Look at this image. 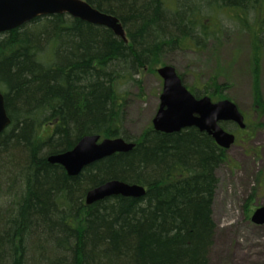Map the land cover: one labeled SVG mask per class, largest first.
Instances as JSON below:
<instances>
[{
	"label": "trees",
	"instance_id": "obj_1",
	"mask_svg": "<svg viewBox=\"0 0 264 264\" xmlns=\"http://www.w3.org/2000/svg\"><path fill=\"white\" fill-rule=\"evenodd\" d=\"M87 1L117 15L126 39L66 13L0 34V87L15 124L0 134V196L7 192L3 182L22 180L15 189L22 198L8 208L20 212L0 208V264H209L215 170L231 159L205 133L150 132L137 148L94 162L74 178L47 162L38 135L46 124L55 125L57 137L44 138L52 152L90 131L112 134L124 106L122 85L139 84L135 74L145 68L157 71L168 50H200L224 35L218 10L231 12L228 21L248 32L252 47L253 120L239 139L264 130L258 121L264 115V0ZM217 82L216 74L190 89L229 98ZM113 177L145 182L148 191L139 199L118 196L91 206L80 198L85 184Z\"/></svg>",
	"mask_w": 264,
	"mask_h": 264
},
{
	"label": "rangeland",
	"instance_id": "obj_2",
	"mask_svg": "<svg viewBox=\"0 0 264 264\" xmlns=\"http://www.w3.org/2000/svg\"><path fill=\"white\" fill-rule=\"evenodd\" d=\"M214 12L224 18V35L208 40L200 50L185 46L168 50L162 60L176 67L189 88H202L217 74L218 90L222 88L223 95L238 105L249 122L253 120L254 104L250 36L238 24L228 21L230 11ZM135 78L142 79L143 88L130 86L132 81L124 85L128 98L126 125L132 133L140 134L158 109L162 79L157 71L147 68L136 73ZM260 85L264 99V53ZM258 121H264V115ZM251 133L229 148L231 162L217 170L213 207L216 230L209 264H264V225H256L250 219L254 210L264 205V180L262 183L256 180L260 174L264 179V130Z\"/></svg>",
	"mask_w": 264,
	"mask_h": 264
},
{
	"label": "water",
	"instance_id": "obj_3",
	"mask_svg": "<svg viewBox=\"0 0 264 264\" xmlns=\"http://www.w3.org/2000/svg\"><path fill=\"white\" fill-rule=\"evenodd\" d=\"M63 13L109 27L116 35L126 39L119 17L92 6L87 0H0V32L20 27L39 16ZM157 72L164 86L160 107L153 120L156 129L172 132L196 126L211 134L223 148L229 149L235 143V134L220 124L223 121H233L240 127H245L244 115L232 99L224 98L214 102L208 95L198 98L184 84L183 77L173 65L164 64L158 67ZM9 122L0 92V132ZM96 139L95 136L85 138L75 150L52 157L51 160L63 163L72 173L78 172L87 161L133 147L132 143H126L121 138L106 139L100 144L95 143ZM86 149H89L88 152ZM118 193L139 195L144 193V188L118 180L109 181L90 190L87 203ZM251 220L256 224L264 223V205L254 210Z\"/></svg>",
	"mask_w": 264,
	"mask_h": 264
},
{
	"label": "flooded vegetation",
	"instance_id": "obj_4",
	"mask_svg": "<svg viewBox=\"0 0 264 264\" xmlns=\"http://www.w3.org/2000/svg\"><path fill=\"white\" fill-rule=\"evenodd\" d=\"M10 31V30H8ZM6 32V31H5ZM5 32H0V34L2 33H5ZM146 70V68L144 69ZM140 73V72H139ZM137 79H140V78H137ZM162 79V78H161ZM126 83H124L122 85V88H121V91H122V94H123V97L124 98V106H123V109L121 111V120L118 124H116V129L112 130V134H109V135H105V134H100V133H94L92 131L90 132H87V133H84L83 135H81L77 140L73 141L72 143V146L71 147H66V148H63L61 150H56V151H48L45 147L47 144L48 141L50 140H46L44 141V138L47 136V135H53L54 137H57V134L56 131H54V124L53 123H48L46 124V129L42 130L41 131V135L39 136L38 135V139H40L42 142H44V144H42L44 147L42 148L41 150V154L45 156L46 160L48 163H50L51 165H54V166H57L63 173H65L67 176L69 177H78L79 175H81L83 173V171H85V169H87V167L91 166L94 162H97V161H101L103 159H107L109 157H112V156H115V155H120V154H125V153H128L130 151H132L133 149L137 148V146L139 144H142L145 140V138H147V135L150 133V132H156V133H160V134H173V133H179L181 131H188L189 129L191 128H196L198 129L201 133H205L208 137H210L214 144L216 145L217 148H223L215 139L214 137L209 134L207 131H202L200 130L199 128H197L196 126H190V127H186V128H182L181 130L179 131H172V132H166V131H162V130H158L154 127V124H153V120L159 110V107H160V104L158 106V109L154 115V117L152 118L151 122L141 131L140 134H134L130 131L129 127H127L126 125V119H127V111H126V106H127V102H128V98H127V95H126V91H125V88H124V85ZM129 85H135L137 87L138 90H142V86H143V82H142V79H140V83L137 84L135 82L132 81V83H129ZM163 86H164V83H163V80H162V87H161V94H162V91H163ZM189 88V87H188ZM190 89V88H189ZM0 92L1 94L3 95V101H4V107H5V110H6V114L10 120V122L8 123V125L0 132V134L4 133L6 131L7 128H10L11 127V130L13 129V127L15 126L14 122H13V119H12V116L10 114V111H9V108L7 107V93L5 92V90L3 89V87H0ZM130 93V92H129ZM161 94H160V102H161ZM195 94V93H194ZM196 95V94H195ZM207 95L206 93L202 92L200 94H197L196 96L198 98H201L203 96ZM137 96H139V93L137 94ZM210 98L212 99V101L216 102L220 99H215L213 97L210 96ZM58 118H56L57 120ZM225 122H229L230 124L233 125V127L231 128H228L229 131L235 133L236 135V142L237 141H241V139H239V133H240V129H243L242 127H240L236 122H233V121H225ZM245 122H246V118H245ZM220 124H222V122H220ZM96 137V144H100L102 143L104 140L106 139H117V138H121L123 139L126 143H132L133 144V147L130 149V150H117L109 155H105L103 157H100L98 159H95V160H91V161H87V163L83 164L80 168V170L78 172H69L68 168L66 167V165H64L63 163L61 162H58V161H52L51 158L52 157H56V156H59V155H62V154H65V153H68V152H71L73 150H75V148L79 145V143L85 139V138H93V137ZM31 141H32V137H31ZM89 149H86V152H88ZM227 151H229V149H226ZM82 158V157H81ZM220 168V167H219ZM218 168V169H219ZM215 170V175L217 176V170ZM18 176V174L16 175ZM113 180H118V181H122V182H125V183H128V184H136L138 186H141L144 188V193L143 194H139V195H131V194H122V193H118V194H111V195H106L105 197L99 199V200H96L92 203H87V195H88V192L100 185H103L109 181H113ZM21 182L22 180L20 181L18 178H16L15 182L13 183V181H8V183H4L3 182V191L6 192V189H7V192L5 194H3L2 196H0V208L1 209H4L5 212H8V213H15V212H20V211H16V210H8V208L12 205H14L15 201L16 200H20L22 198V194L18 193L16 194L15 192V189L21 185ZM23 184V183H22ZM18 185V186H16ZM86 187L84 188V194L80 197L81 199L84 200L85 204L88 205V206H91L93 204H95L96 202H99V201H103L105 199H108V198H113V197H118V196H121L123 198H135V199H139V198H142L146 195L147 191H148V186L145 182H141V181H136V180H127L125 178H109V179H106L104 181H101L99 183H89V184H85ZM218 186V184H217ZM217 186L215 187L214 189V196H213V201H212V205H211V215L213 216V212H214V201H215V196H216V191H217ZM9 189H12V191H10L8 193V190ZM71 201H74L76 200V197H73V198H70ZM3 211V210H2ZM256 224V223H255ZM256 225H264L263 224H256Z\"/></svg>",
	"mask_w": 264,
	"mask_h": 264
}]
</instances>
